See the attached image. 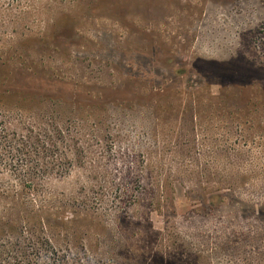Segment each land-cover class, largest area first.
Here are the masks:
<instances>
[{"label":"rangeland","instance_id":"obj_1","mask_svg":"<svg viewBox=\"0 0 264 264\" xmlns=\"http://www.w3.org/2000/svg\"><path fill=\"white\" fill-rule=\"evenodd\" d=\"M46 132L0 190L80 264H264V0H0V134Z\"/></svg>","mask_w":264,"mask_h":264},{"label":"trees","instance_id":"obj_2","mask_svg":"<svg viewBox=\"0 0 264 264\" xmlns=\"http://www.w3.org/2000/svg\"><path fill=\"white\" fill-rule=\"evenodd\" d=\"M58 133L61 135L62 131ZM45 136L48 133L16 134L13 138L6 133L0 134V153L4 152L15 165L32 154L27 149L31 144L38 145L31 146L36 149L44 147L46 153L53 151L57 143L49 145ZM41 142L42 146L39 145ZM16 176L22 185L20 190L12 189L7 183L0 190V202L3 203L0 205V264H80L77 252L56 247L46 231L44 210L35 206L30 198L37 186L32 180L34 176ZM28 183L31 185L26 186Z\"/></svg>","mask_w":264,"mask_h":264}]
</instances>
